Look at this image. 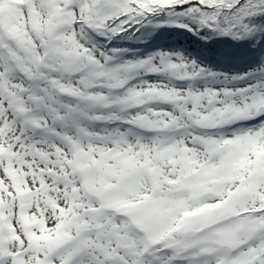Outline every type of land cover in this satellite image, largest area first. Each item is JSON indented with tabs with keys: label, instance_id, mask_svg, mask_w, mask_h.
Returning a JSON list of instances; mask_svg holds the SVG:
<instances>
[{
	"label": "snow or ice",
	"instance_id": "snow-or-ice-1",
	"mask_svg": "<svg viewBox=\"0 0 264 264\" xmlns=\"http://www.w3.org/2000/svg\"><path fill=\"white\" fill-rule=\"evenodd\" d=\"M0 264H264V0H0Z\"/></svg>",
	"mask_w": 264,
	"mask_h": 264
}]
</instances>
